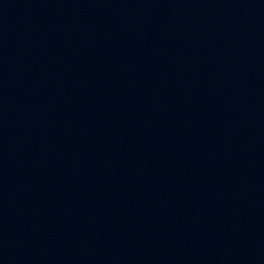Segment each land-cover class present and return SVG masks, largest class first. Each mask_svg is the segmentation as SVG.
<instances>
[{"label": "water", "instance_id": "1", "mask_svg": "<svg viewBox=\"0 0 264 264\" xmlns=\"http://www.w3.org/2000/svg\"><path fill=\"white\" fill-rule=\"evenodd\" d=\"M0 264H264V0H0Z\"/></svg>", "mask_w": 264, "mask_h": 264}]
</instances>
